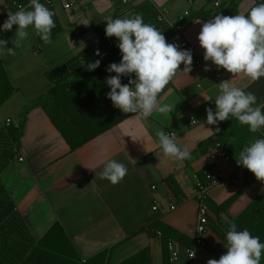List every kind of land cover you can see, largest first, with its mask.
<instances>
[{"label": "crops", "instance_id": "0c3cea01", "mask_svg": "<svg viewBox=\"0 0 264 264\" xmlns=\"http://www.w3.org/2000/svg\"><path fill=\"white\" fill-rule=\"evenodd\" d=\"M40 3L55 13L57 27L52 31L51 43L45 44L30 26L27 39L15 48V55H8L6 51L0 54V62L15 90L0 109V120L10 119L21 128L24 123L19 156L1 175L0 186L33 239L39 242L59 222L84 261L108 253L109 264H121L148 249L150 264H165L161 233L149 230L159 220L187 239V242L171 241L170 252L171 258L177 256L172 264H186L189 245H194L198 217V183L202 182L198 174L214 173L216 167L225 180L209 193L210 230L206 247L198 249L196 264L219 259L227 251L224 244L228 227L236 225V220L264 192V182L251 173L253 183L229 209H220L245 185L246 168L239 166L237 159L243 147L255 139H264V128L252 133L247 125L231 118L222 137L232 163H214L211 156L216 152V144L210 141L216 132L206 123V109L215 111V98L220 93L218 85L231 79L234 86L254 93L257 105L264 104V77L257 81L243 75L233 77L204 59L196 64L195 59L204 54L197 39L202 20L184 23L183 37L192 52V70L188 74L179 72L159 94V102L170 107L167 113L154 111L146 119L134 115L72 151L41 100L53 88L50 71L84 51L91 52L88 59H95L93 52L100 49V33L105 32L106 18H124L134 8L151 4L158 9L165 8L166 22L174 25L188 13L227 10L232 4L237 6L238 15H247L264 0H212L211 3L207 0H130L127 4L122 0H48V3L40 0ZM18 10L15 3L0 0V26L8 14ZM16 30V25L11 31L0 30V39L7 41L8 48L14 47ZM205 67L210 70L205 71ZM183 68L181 64V71ZM80 77L77 74L71 80L77 82ZM121 80L128 83L129 77ZM109 91L100 101L112 104L107 98ZM192 118L197 121L196 126L191 125ZM157 130L174 133L178 146L190 152V159L176 160L165 155ZM108 160H116L127 168V174L118 184L101 178ZM155 206L157 211L153 210ZM260 264H264V255Z\"/></svg>", "mask_w": 264, "mask_h": 264}, {"label": "clouds", "instance_id": "9594fccd", "mask_svg": "<svg viewBox=\"0 0 264 264\" xmlns=\"http://www.w3.org/2000/svg\"><path fill=\"white\" fill-rule=\"evenodd\" d=\"M54 15V11L40 0H29L28 9L21 6L15 13L8 14L0 30L7 32L17 26L12 41L14 47L8 48L7 41L0 39V54L6 51L8 55H15V48L27 39L30 26L45 44H50L52 31L57 27ZM106 21L105 35L118 40L121 54L120 62L110 63L106 69L108 73H115L105 80L110 89L107 98L113 107L145 119L154 111L169 112L170 107L162 105L158 96L179 72H191L192 52L168 43L161 31L144 22L141 14L106 18ZM197 39L204 50V61H211L217 69L223 68L233 77L243 75L252 81L264 77V3L252 7L247 15H215L203 22ZM95 54L101 55L99 50ZM100 63L95 60L88 63L86 69L94 71ZM181 64L184 65L182 71ZM208 70L205 67V71ZM125 76L129 77L128 83H122L121 78ZM218 86L220 93L215 98V111L206 109L207 125H218L231 116L247 125L252 133L264 128V104L257 105L254 93L234 86L232 79L224 80ZM219 131L216 127L215 132ZM156 136L165 155L176 160L190 159V152L178 146L174 133L157 130ZM237 164L264 182V139H255L243 147ZM126 174V166L116 160L106 161L100 173L101 178L113 185L120 183ZM224 246L227 251L219 259H209L207 264H260L264 255V243L259 237L247 229L238 231L235 224L227 231Z\"/></svg>", "mask_w": 264, "mask_h": 264}, {"label": "trees", "instance_id": "16d2710c", "mask_svg": "<svg viewBox=\"0 0 264 264\" xmlns=\"http://www.w3.org/2000/svg\"><path fill=\"white\" fill-rule=\"evenodd\" d=\"M16 5L28 7L29 0H8ZM209 3L212 0H207ZM159 9L157 6L147 4L129 11V15L141 14L145 23L154 25L170 41L175 35L174 28L188 20H202L206 22L215 15H238L237 6L232 4L227 10H208L200 13H189L181 22L174 25L166 21H159ZM119 18V17H115ZM114 18V19H115ZM118 40L115 37H106L105 32L100 33L99 47L102 56L93 60L88 59L90 51H84L66 64L49 72L53 88L49 94L42 98L44 110L52 123L61 133L72 151L94 141L101 135L113 130L130 117L136 115L123 113L100 101L101 96L109 89L105 80L109 75L107 66L110 63H119L121 54L117 47ZM100 60V66L94 71H88V63ZM81 74L80 80L73 82L71 79ZM15 90L12 86L4 65L0 62V109L11 99ZM27 113L25 114L26 118ZM229 120L212 125L214 129L219 127L216 137L210 142L220 144L226 148L222 131L230 125ZM237 120L236 118H234ZM24 125V123H23ZM23 125L17 127L14 124L6 130H0V178L10 163L18 156L14 149H20L23 135ZM234 157L236 154H233ZM232 157V156H231ZM246 183L242 190L233 198L225 202L220 209L227 210L240 197L242 193L253 183L254 178L250 171L245 169ZM206 173L198 174L200 180L205 181ZM238 231L247 229L253 236H257L264 243V192L257 198L236 220ZM161 233L164 245V263L172 264L169 243L174 239L187 242V239L171 228L155 220L149 230ZM230 228L228 227V230ZM189 245V244H188ZM193 244H190L191 248ZM0 264H109V254H100L91 260L84 261L80 258L69 235L61 223L57 222L48 233L36 242L29 233L25 223L14 210L13 203L9 200L5 191L0 186ZM121 264H150L149 250H144L138 255Z\"/></svg>", "mask_w": 264, "mask_h": 264}, {"label": "built area", "instance_id": "2783aa9c", "mask_svg": "<svg viewBox=\"0 0 264 264\" xmlns=\"http://www.w3.org/2000/svg\"><path fill=\"white\" fill-rule=\"evenodd\" d=\"M123 4L129 3L130 0H122ZM48 3V0H47ZM215 6H219V3H215ZM70 6L67 5L66 9H69ZM159 21H166V13L167 10L165 8L159 9ZM189 14V13H188ZM187 14V15H188ZM186 15V16H187ZM182 17L178 22L183 21V19L186 17ZM183 29H184V23L178 25L174 28L175 35L172 37L169 43H174L178 46L181 50H188L190 48V45L188 41L183 37ZM99 50L101 55L97 56L95 53ZM94 50L93 55L95 58L102 56V51L100 49ZM196 64H201L203 62V56H199L194 61ZM220 77V76H218ZM12 124V121L10 119L6 120H0V130H6L8 129ZM191 125L196 126L197 121L195 118L191 119ZM14 151L19 156V149L17 147L14 149ZM20 162H23L22 157H18ZM211 159L214 163L217 162H226V163H232V159L228 152L220 146V144H216V152L211 156ZM225 178L222 176V174L217 170L215 167L214 173L207 172L206 179L203 182L198 183V195H197V202H198V217H197V224H196V231L194 236V245L192 248L188 249V256L186 264H196L197 263V252L198 249L206 247V236L210 230V217H209V209L207 206V200L209 197V193L211 190L219 186L222 182H224ZM154 211H157V206L153 207ZM160 235V234H159ZM169 249L172 253L173 250V243H169ZM194 253V256H193ZM177 259L176 255H173L172 261H175Z\"/></svg>", "mask_w": 264, "mask_h": 264}]
</instances>
